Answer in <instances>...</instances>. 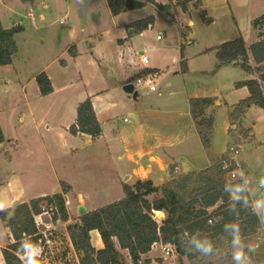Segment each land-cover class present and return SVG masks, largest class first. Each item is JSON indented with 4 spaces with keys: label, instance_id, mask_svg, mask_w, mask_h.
Wrapping results in <instances>:
<instances>
[{
    "label": "rangeland",
    "instance_id": "374dc122",
    "mask_svg": "<svg viewBox=\"0 0 264 264\" xmlns=\"http://www.w3.org/2000/svg\"><path fill=\"white\" fill-rule=\"evenodd\" d=\"M82 3L83 0H0L3 25L23 27L15 34L18 51L13 62L0 66V124L7 139L0 151V203L16 207L29 197L59 192L61 182L68 180L74 188L66 195L71 201L67 212L73 214V221L66 225L68 231V225L75 224L79 216L78 193L83 195L88 211L124 196L122 171L127 175L133 168L125 147L141 163H148L150 155L163 158L165 167L154 163L150 171L158 184L181 176L183 162L200 171L230 158V147L235 146L240 148L236 176L248 181L262 226L251 247L254 251L249 252L256 264H264V109L253 105L241 118L233 114L239 101L248 95V88L236 87V82L254 78L257 73L251 75L237 64L219 67L216 50L235 39L236 21V29L244 32L247 22L252 23V18L264 12V0H205L206 14L195 7L191 25L188 14H176L177 21L161 14L148 30L131 33L132 39L126 45L118 42L124 37L123 27L140 14L152 10L153 14L150 3L114 15L106 0H92L85 27L78 15ZM159 32L164 33L162 40L157 39ZM127 46L138 52L148 48L151 61L147 65L157 71L152 73L157 89L138 84L137 99L123 89L124 74L130 71L120 54L125 49L128 55ZM182 53L187 71L179 64ZM253 64L256 66L254 60ZM43 71L56 88L53 94L39 95L36 78ZM141 76L132 73L130 79L136 82ZM104 89H110L107 99L114 103L109 114L112 128L105 121V137L93 143L86 136L63 138L62 124L74 119L76 103L88 93ZM205 96L214 98L205 111L207 118L213 117L208 149L190 109L192 97ZM130 112L137 113L138 121ZM144 151L148 152L140 157ZM119 154L124 158L120 159ZM113 179L118 181L114 183ZM196 186L193 184L190 190ZM42 207L53 209L37 217L45 233L43 245L48 246V239L65 238V226H58L59 220L54 219L61 214L55 202H45ZM47 220L53 221L51 227L45 224ZM93 234L97 244L100 233L95 229ZM5 236L0 220V240ZM233 240L220 238L216 249L203 260H189L180 253L165 255L159 242L144 257L151 259L149 264H217L220 256L228 259L237 247L242 248L240 237L238 245ZM62 246L68 247L65 239ZM120 252L127 263L133 264L127 249ZM77 263L76 258L67 260V264Z\"/></svg>",
    "mask_w": 264,
    "mask_h": 264
},
{
    "label": "trees",
    "instance_id": "16d2710c",
    "mask_svg": "<svg viewBox=\"0 0 264 264\" xmlns=\"http://www.w3.org/2000/svg\"><path fill=\"white\" fill-rule=\"evenodd\" d=\"M106 1L114 15L150 3L170 19L177 21L176 10L180 8L184 12L188 11L190 2L194 0H177L175 3H160L156 0ZM200 3L201 0H196L195 5ZM262 21L264 14L255 20V24L259 25ZM154 23L155 16L150 15L127 26L133 29V33H141ZM21 29H23L21 25L5 27L0 16V66L13 62V57L18 51L15 34ZM216 50L219 67L234 64L236 60L237 65H241L246 72L258 73L256 78L236 82V87L246 86L249 95L236 105L234 116L241 118L253 105L264 109V31L259 33V40L249 46L240 36L222 43ZM181 56V66L183 71H187V61L183 53ZM251 57L256 66L251 64ZM36 79L42 95L53 92L52 81L45 71ZM213 102L214 98L210 96L190 99L191 114L206 149L211 144L213 117L207 118L205 111ZM69 131L72 134H88L93 138L102 134V125L90 97L79 103L76 120L70 125ZM5 140L0 125V144ZM224 160L228 164L226 168ZM237 169L236 161L227 158L200 171H182L181 176H175L161 185H155L151 179L123 183V197L79 215V221L68 225V232L79 255L80 264H94L93 256L99 264H129L122 258L120 249L128 250L133 264H149L151 259L145 258L144 254L157 242L175 243L181 256H186L189 260H203L216 249L220 238L234 239L237 234L234 226L239 229L238 235L243 242L242 249L249 264H256L249 249L256 242L255 235L261 227V221L253 206L245 180L239 176H229L230 171ZM193 184L198 186L190 190ZM61 185L63 189L61 192L38 196L21 202L14 208L0 210V217L13 236V241L2 248L6 264H27L28 252L42 246L46 241L45 233L39 229L35 219V216L42 212L43 203L55 202L58 205L61 214L56 215L55 220H69L64 194L71 187L66 182H62ZM210 207L214 209L209 210ZM154 210L165 211L166 217L159 220ZM209 219H212V222H209ZM94 229L99 231L104 243L100 249L92 243L91 231ZM204 243H210L212 246L211 253L207 255L198 247ZM220 257L217 264H236L233 255L228 259ZM38 259L42 264V256Z\"/></svg>",
    "mask_w": 264,
    "mask_h": 264
},
{
    "label": "crops",
    "instance_id": "0c3cea01",
    "mask_svg": "<svg viewBox=\"0 0 264 264\" xmlns=\"http://www.w3.org/2000/svg\"><path fill=\"white\" fill-rule=\"evenodd\" d=\"M156 1H158V2H162V3H165V2H163V1H160V0H156ZM177 0H169V1H167L166 3H171V2H176ZM195 2H196V0H194V1H191L190 2V4H189V9H188V11H186V12H184V11H182L180 8H179V10H177V14H180V16H181V14H184V15H187L188 14V19H189V23H188V25H191V24H193V20L191 19V17L190 16H192V10L196 7V9L197 8H199V9H202V12H205V9H204V5H205V0H201V3L200 4H198V5H195ZM148 4V3H147ZM146 4V5H147ZM153 8H154V13L152 14V11L151 12H147V13H145V14H147V15H145V14H140V15H138V16H136V17H134V19H131V20H129L128 21V24H130L131 22H133V21H136V20H138V19H142V18H145V17H147V16H150V15H154L155 16V18L157 19L161 14H164L163 12H161V11H159L154 5H152V4H150ZM110 9V8H109ZM206 14V13H205ZM264 14V12L261 14V15H259L258 17H255V18H252V23H248L247 22V25H246V27H245V29H244V32L243 31H241V30H237L236 29V26H237V21H236V25H234V30L235 31H237L236 33H235V38H237V37H240V36H242L244 39H245V41H246V43H247V45L249 46V45H251L252 43H254V42H256L257 40H259V33L262 31H264V21H262L261 22V24H259V25H256L255 24V20H257V19H259L262 15ZM177 16V15H176ZM211 21H212V19H211ZM127 24V25H128ZM126 25V27H123V32H124V37L123 38H120V39H118V42H119V44L121 45L122 43H123V45L125 44L126 45V43H127V40L128 39H132V37L130 36V34L131 33H133V29H131V28H128V26ZM149 29V28H148ZM147 29V30H148ZM143 33V32H142ZM160 33V32H159ZM158 35V34H157ZM158 39V38H157ZM159 40V39H158ZM162 40V39H161ZM122 45V46H123ZM128 48L126 49L127 50V54L128 55H126L125 54V49H124V51L123 52H121V54H120V57H121V61H122V63L123 64H125L126 65V68L130 71V73L128 74V73H125L124 74V79H123V83L125 84V83H127V80L128 79H130V77L132 76V73L133 74H139V73H141V75H145V74H149V73H153V74H156L157 73V71H151V69H155V68H153V67H149L147 64H149L150 63V61H151V58H150V61H149V63H147V64H144L142 61H141V57L137 54V52L138 51H135L132 47H130V46H127ZM140 51H145L147 54H149L148 53V48H143V49H141ZM150 55V54H149ZM150 57H151V55H150ZM100 58V57H99ZM181 60H182V56H181V54H180V61H179V64L181 63ZM250 61H251V64L253 65V66H255L254 64H253V59H252V57H251V59H250ZM254 73H256V72H253V73H250L251 75H255ZM258 74V73H257ZM255 75L256 77H258V75ZM50 77V76H49ZM256 77H254V78H256ZM51 79V78H50ZM52 81V80H51ZM53 84V83H52ZM146 86V85H145ZM53 87H54V90H53V92L52 93H50V94H53V93H55L56 92V88H55V86L53 85ZM239 88H244V86H242V87H239ZM247 88V87H246ZM39 91H40V88H39ZM109 92H110V89H104V90H101V91H98V92H91V93H88L85 97H83V99H81L80 101H78V103H76V110H75V113H74V115H73V120L72 121H70L69 123H66V124H62V127H61V136L63 137V138H66V139H71V137H72V139H73V137L74 138H76L77 136H86L88 139H89V143H93L95 140H99V139H102V138H104L105 136H104V124H105V121H107L108 122V125L112 128V118L111 117H109V114H110V111H111V107L114 105V103L113 102H109L108 101V99H107V95L109 94ZM40 94L39 95H41V96H45V95H42L41 94V92H39ZM49 94V95H50ZM248 95H249V90H248ZM247 95V96H248ZM246 96V97H247ZM87 97H90L91 99H92V102H93V105H94V108H95V111H96V113H97V116H98V119L100 120V122H101V125H102V134L99 136V137H97V138H93L91 135H88V134H72L70 131H69V127H70V125L73 123V122H75V120H76V117H77V108H78V105H79V103L81 102V101H83L84 99H86ZM216 99H218V98H216ZM216 102H218V103H220V100H217ZM130 115L136 120V121H138V115H137V113H135V112H130ZM193 116V115H192ZM24 119V117L23 116H21V120H23ZM193 119H194V117H193ZM125 120H126V118H125ZM194 121H195V119H194ZM1 125V124H0ZM2 127V126H1ZM49 128H51L50 126H49ZM3 130V129H2ZM113 130V129H112ZM4 132V131H3ZM113 132H114V130H113ZM5 135V134H4ZM6 138V137H5ZM7 141V139L3 142V143H1L0 144V151L1 150H3V147H4V143ZM9 142L11 141V139H9L8 140ZM158 143H156V145H157ZM73 147H70V149H72ZM125 150H126V158L128 159V161L129 162H131L132 164H133V168L132 169H130V171H129V173H127V175H126V171H122V174H123V179H125V181H122V183H125V182H127V183H134L137 179H151L153 182H154V184L155 185H161V184H163V183H165V182H167V181H169L170 179H172L173 177H171L169 180H167V181H165V182H162V183H158V184H156L155 183V180L154 179H152L151 177H150V171H151V168H152V166L154 165V163H159V165H160V167H162V168H164L165 167V164H164V161H163V158H160V157H156V156H154V155H150V157L148 158V163H141V161L138 159V158H136L135 157V155L134 154H132V153H130L129 152V148L128 147H125ZM148 151H144V152H142L141 154H140V157H143L146 153H147ZM7 156H11L9 153H7ZM119 158L120 159H123L124 158V155H121V154H119ZM188 164V163H187ZM189 165V164H188ZM189 167H190V170H193V169H191V166L189 165ZM209 167V166H208ZM176 168V170L177 169H179V167L178 166H176L175 167ZM205 169V168H204ZM202 170V169H201ZM193 171H197V170H193ZM125 174V175H124ZM121 178V177H120ZM119 177L117 178V179H120ZM134 179H135V181H134ZM116 179H113V181H114V183H116L118 180H116ZM66 181H68V180H66ZM66 181H63V182H66ZM245 182H246V186H247V188H248V190H249V192H250V195H251V197H252V200H253V205H254V207H255V202H254V198H253V196H252V190L250 189V187H249V183H248V181L246 180V178H245ZM62 183V182H61ZM67 183V185H69L71 188L69 189V191L68 192H71V191H74V188H73V186L70 184V183H68V182H66ZM61 191H63V189L61 188V190L59 191V192H61ZM68 192L66 193V194H64L65 196L68 194ZM19 195H20V193H19ZM18 194L16 195L15 194V198L18 200L19 198H18V196H19ZM44 195H49V194H42V195H39V196H44ZM78 196H79V200H80V203H81V200H83V202H84V204H85V201H84V199H83V195L81 194V193H78ZM35 197H38V196H34V197H29V199H27V200H25V201H29V200H31L32 198H35ZM13 202V201H12ZM21 202H24V201H21ZM21 202H19V203H21ZM18 203V204H19ZM6 203H0V210H2V209H5V208H14L12 205H11V203H8V204H10V205H5ZM17 204V205H18ZM4 206H6V207H4ZM70 207V206H69ZM69 209V208H68ZM256 209V208H255ZM257 211V210H256ZM258 213V212H257ZM73 214L70 212V214H69V220H67V221H61V220H59V221H57V224H58V226H60V225H64L65 226V232H63V235H65V241H66V243H67V245H68V247H64V246H62L63 245V243H64V239L62 240V239H56V237H54V238H52V239H48L47 240V243H49V245L47 246V245H42V246H39V247H37L35 250H38L39 251V256H42V262L44 263V264H67V260H69V261H71L72 260V258L74 259V258H76V260H77V264H80V261H79V255H78V253L76 252V250H75V248H74V246H73V243H72V241H71V238H70V235H69V232L67 231V229H66V225H67V223H70L71 221H73ZM260 217V216H259ZM40 218H42V216L40 217ZM75 218V217H74ZM35 219L37 220V224H38V227H39V229H40V226H41V224H39L40 222H39V219L38 218H36L35 217ZM0 220H1V222L3 223V225H4V227H5V229H6V236L5 237H3L1 240H0V264H6V262H5V259H4V256H3V252H2V248H4V247H6L10 242H12L13 241V236H12V234H11V232H10V230H9V228L8 227H6V225L4 224V222L2 221V219H1V217H0ZM75 221H78L79 220V216H76V219H74ZM260 221H261V219H260ZM44 223V222H43ZM53 223V221L52 220H47L46 221V223L45 224H47V227H51V225H53L52 224ZM50 229V228H49ZM260 229H262V226L260 227ZM95 230V229H94ZM94 230H92L91 231V237H92V243H93V245L97 248V249H100V248H102L103 246H104V243H103V240H102V238H101V235H100V237L97 239V244H94V242H93V233H94ZM43 232V231H42ZM159 243H161L162 244V242H159ZM155 245V244H154ZM259 245H260V243H259Z\"/></svg>",
    "mask_w": 264,
    "mask_h": 264
},
{
    "label": "built area",
    "instance_id": "2783aa9c",
    "mask_svg": "<svg viewBox=\"0 0 264 264\" xmlns=\"http://www.w3.org/2000/svg\"><path fill=\"white\" fill-rule=\"evenodd\" d=\"M63 22H64V20H61V23H63ZM157 38L159 40L163 39L164 33L163 32L158 33ZM137 54H140L141 61L144 64L149 63L150 58H151L149 54H147L145 51H139V52H137ZM134 84H135V87L138 84H142V85L148 86L150 88V90L157 89L155 77L154 76L152 77V73L145 74V75H142L141 77H138L136 82H134ZM126 120H130V119L126 118ZM230 150L232 152V155L230 156L229 159L236 161L237 156L240 154V148L235 147V146H231ZM236 163L238 164L237 161H236ZM226 167H228V164L226 163V160H224V168H226ZM236 175H237V170H232L229 172V176H231V177H236ZM70 204H71L70 199L65 196V207H66V209L69 208ZM196 208H197V206H196ZM208 209L212 210V209H214V207H210ZM50 210H53V209L50 208L48 210L46 207H42V212L40 214L36 215L35 217L37 218L38 216L44 215L45 213L49 212ZM36 222H37V220H36ZM209 222H212V219H209ZM162 247H163V251H164L165 255H168V256L172 255L173 256L175 254H179L178 246L175 243H162Z\"/></svg>",
    "mask_w": 264,
    "mask_h": 264
},
{
    "label": "water",
    "instance_id": "95a60500",
    "mask_svg": "<svg viewBox=\"0 0 264 264\" xmlns=\"http://www.w3.org/2000/svg\"><path fill=\"white\" fill-rule=\"evenodd\" d=\"M91 3H92V0H83V3H82L81 7L78 10V15H79V18H80V22H81V25L83 27L87 26V24H88V17L87 16H88V11L90 9ZM234 64H237L236 60L234 61ZM123 89L126 92H128L129 94H132L135 99H137L139 97V92L136 89L134 82L125 83L123 85ZM189 169H190V167L187 164V162H183V171L187 172ZM233 195L235 196V192L233 193ZM87 211H88L87 207L85 206L83 200H81V203H80V205L78 207V214L79 215H83ZM154 213L156 215H158V216H161L162 218L166 217V212L163 211V210H158V211L154 210ZM93 262H94V264H99L95 256H93Z\"/></svg>",
    "mask_w": 264,
    "mask_h": 264
},
{
    "label": "clouds",
    "instance_id": "9594fccd",
    "mask_svg": "<svg viewBox=\"0 0 264 264\" xmlns=\"http://www.w3.org/2000/svg\"><path fill=\"white\" fill-rule=\"evenodd\" d=\"M234 231L237 234L234 236L233 243H234V245H238L239 244V235H238L239 229L234 226ZM198 247H200V249L206 255L211 253V251H212V246L210 243L200 244V245H198ZM249 251H254V250L250 248ZM28 256H29V261L27 262V264H40V261L38 259V257H39V251L38 250L29 251ZM233 260L236 262V264H249V260L246 256L244 250L242 248H239V247H237L236 251L233 252Z\"/></svg>",
    "mask_w": 264,
    "mask_h": 264
}]
</instances>
